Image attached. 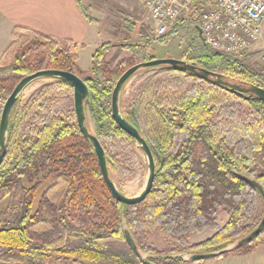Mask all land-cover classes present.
Segmentation results:
<instances>
[{"label":"trees","instance_id":"16d2710c","mask_svg":"<svg viewBox=\"0 0 264 264\" xmlns=\"http://www.w3.org/2000/svg\"><path fill=\"white\" fill-rule=\"evenodd\" d=\"M76 3L89 23H98L81 0ZM175 36L185 41L183 60L264 89L263 76L246 63L247 57L215 51L203 40L195 44L194 38L201 36L196 19L176 23L157 41L167 45ZM11 39L0 57V121L5 103L24 77L41 70L76 74L79 68V46L72 41L20 27L12 31ZM119 50L141 56L142 62L156 59L149 45L107 43L96 49L92 75L84 80L89 89L88 124L105 150L110 176L118 187L117 162L107 142H136L114 121L112 94L125 71L138 64L126 59L111 67L107 56ZM137 76H148V82L129 112L123 107V92L120 108L150 147L156 176L146 200L135 206L112 197L75 112L51 115L54 100L49 96L73 93L70 83L49 79L53 83L27 103L18 100L0 167V202L17 191L16 201L0 211V264H184L188 262L184 252L165 255L146 249L145 231L157 227L186 244V235L215 228L213 216L220 209L229 215L228 223L188 253L208 249V253L224 252L223 257L248 253L262 243L264 229L240 245L264 218V102L247 100L171 68ZM188 81L195 83L187 87ZM238 104L249 107L244 119L235 110ZM46 182L50 185L37 203V193ZM257 199L262 205L260 218L252 215ZM128 234L140 256L129 245Z\"/></svg>","mask_w":264,"mask_h":264},{"label":"rangeland","instance_id":"374dc122","mask_svg":"<svg viewBox=\"0 0 264 264\" xmlns=\"http://www.w3.org/2000/svg\"><path fill=\"white\" fill-rule=\"evenodd\" d=\"M81 2L85 5V7H87L92 19L98 22L95 25L99 27L98 47L96 48V43L91 42L85 47H79L78 49L79 58L77 65L79 68L77 69L76 74L81 79L86 80L87 78L91 77L93 54L95 53L96 49L107 43L119 47H143L145 45H149L152 46L150 55L156 59L183 60L184 58H187L186 44L180 36H175L173 40L167 45H162L157 41L158 36L155 32V27L152 24L149 11L141 6L136 0H81ZM202 40L203 39L201 36L194 38L196 45L201 44ZM6 43L7 37L4 34H0V54L2 52V48L7 47ZM126 59H133L136 63L142 62L141 56L133 57L131 52L128 50L113 51L109 56H107V61L110 62V65L113 68L120 64L122 60ZM246 63L264 78V64L260 61L259 56L253 58L247 57ZM136 76L130 80L124 90L123 107L126 112L130 111L132 103L139 97L144 85L148 82V76ZM174 77L175 76H171L172 79H174ZM51 83H53V81L49 79H43L33 83L21 95V104L27 103L37 91ZM185 83L187 87H191L195 82L188 81ZM186 89L187 88L185 87L177 91L178 93H183ZM174 90H167V93L176 94V92L174 93ZM49 97L54 100L50 105L51 115L60 116L74 112L73 93H56ZM234 107L239 116L243 119L249 113V107L246 105L238 104ZM222 118H224V116H222ZM115 144L110 145V143L107 142L108 152L117 162V177L120 184L118 188L128 198L137 197L142 192L147 181V158L137 144L133 145L122 139H119ZM114 182L116 183V181ZM49 185L50 182H46L39 189L37 193V203L42 193ZM16 193L17 191H13L10 197L6 198L3 202H0V211L7 208L16 201ZM261 214L262 205L260 200L257 199L252 215L253 217L260 218ZM213 217L216 221L215 228L211 227L205 229L202 232H195L186 235V244L179 242L170 236V234L162 233L157 227H153L145 231L146 236L142 241L143 246L146 249L165 255L184 252L183 257L188 261L184 264H203V262L205 263L206 260L199 263L191 262V254L194 253H188V251L191 249V247L199 245L212 238L217 233V230L219 228H223L229 220V215H227L221 209L218 210V212ZM238 239L235 240L236 245L238 244ZM262 243H264V240H262ZM207 250L208 249H204L194 252L195 254H203L208 253ZM212 260L213 259H210V261Z\"/></svg>","mask_w":264,"mask_h":264},{"label":"water","instance_id":"95a60500","mask_svg":"<svg viewBox=\"0 0 264 264\" xmlns=\"http://www.w3.org/2000/svg\"><path fill=\"white\" fill-rule=\"evenodd\" d=\"M201 35V29H198ZM163 68H171L181 73H188L193 75L197 79L207 82L213 86H216L222 90L235 93L247 100L257 98L264 102V89L256 86L246 85L244 83H238L237 81L231 80L221 74L210 72L204 68H201L195 63H189L185 60L177 59H155L148 62H142L129 68L118 80L115 89L112 94V117L116 124L134 139L140 150L145 154L147 158L148 177L146 184L142 192L134 198L126 197L123 192L120 191L116 183L112 180L105 150L101 145L100 141L93 133L92 129L88 124V120L85 113V102L89 97V89L83 79L74 73L58 70H41L32 75L24 77L15 87L12 94L8 98L4 105L1 121H0V167L2 166L7 153V138L9 135V121L12 111L20 99L24 91L31 86L33 83L43 79H62L70 83L73 87V98H74V112L77 118L78 127L82 135L93 145L97 160L99 163L100 171L107 185L112 197L121 204L128 206H135L143 203L148 195L150 194L154 180L156 176V166L154 157L150 147L146 140L141 136L135 126L128 122V120L122 114L120 105L122 94L125 87L130 80L137 74L144 71L159 70ZM264 229V218L261 225L256 229L252 235L243 239L240 245L251 242L254 238L258 237ZM127 241L130 246L133 247L134 252L140 256L138 247L133 242L131 236L127 235ZM224 252L220 253H203L191 255L193 262H201L211 258L220 257Z\"/></svg>","mask_w":264,"mask_h":264},{"label":"built area","instance_id":"2783aa9c","mask_svg":"<svg viewBox=\"0 0 264 264\" xmlns=\"http://www.w3.org/2000/svg\"><path fill=\"white\" fill-rule=\"evenodd\" d=\"M149 11L158 37L196 19L211 49L264 64V0H136Z\"/></svg>","mask_w":264,"mask_h":264},{"label":"crops","instance_id":"0c3cea01","mask_svg":"<svg viewBox=\"0 0 264 264\" xmlns=\"http://www.w3.org/2000/svg\"><path fill=\"white\" fill-rule=\"evenodd\" d=\"M16 27L72 41L79 47L93 42L97 48L99 43V27L86 20L76 0H0V34L7 37V47ZM7 47L2 48L0 56ZM211 259L203 264H264V243L248 253Z\"/></svg>","mask_w":264,"mask_h":264}]
</instances>
